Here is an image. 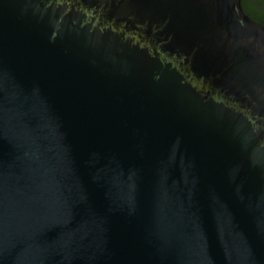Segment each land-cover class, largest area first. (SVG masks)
<instances>
[{
  "label": "water",
  "instance_id": "1",
  "mask_svg": "<svg viewBox=\"0 0 264 264\" xmlns=\"http://www.w3.org/2000/svg\"><path fill=\"white\" fill-rule=\"evenodd\" d=\"M0 264H264L243 0H0Z\"/></svg>",
  "mask_w": 264,
  "mask_h": 264
},
{
  "label": "trees",
  "instance_id": "2",
  "mask_svg": "<svg viewBox=\"0 0 264 264\" xmlns=\"http://www.w3.org/2000/svg\"><path fill=\"white\" fill-rule=\"evenodd\" d=\"M243 6L247 14L264 24V0H243Z\"/></svg>",
  "mask_w": 264,
  "mask_h": 264
},
{
  "label": "flooded vegetation",
  "instance_id": "3",
  "mask_svg": "<svg viewBox=\"0 0 264 264\" xmlns=\"http://www.w3.org/2000/svg\"><path fill=\"white\" fill-rule=\"evenodd\" d=\"M243 8H244V6H243ZM244 11H245V9H244ZM245 13L247 14V12L245 11ZM254 22H256V23H261V22H258V21H256V20H254L249 14H247ZM261 24H263V23H261ZM264 25V24H263Z\"/></svg>",
  "mask_w": 264,
  "mask_h": 264
}]
</instances>
